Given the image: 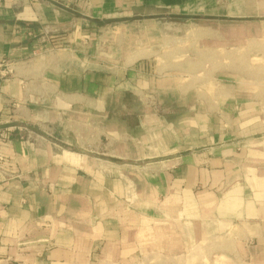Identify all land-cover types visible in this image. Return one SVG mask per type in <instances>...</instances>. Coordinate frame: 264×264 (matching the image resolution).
<instances>
[{
    "label": "crops",
    "instance_id": "obj_1",
    "mask_svg": "<svg viewBox=\"0 0 264 264\" xmlns=\"http://www.w3.org/2000/svg\"><path fill=\"white\" fill-rule=\"evenodd\" d=\"M206 256L264 264V0H0V264Z\"/></svg>",
    "mask_w": 264,
    "mask_h": 264
},
{
    "label": "rangeland",
    "instance_id": "obj_2",
    "mask_svg": "<svg viewBox=\"0 0 264 264\" xmlns=\"http://www.w3.org/2000/svg\"><path fill=\"white\" fill-rule=\"evenodd\" d=\"M225 258L220 257H212V256H206L203 258L198 257H190L188 264H226ZM165 262H162L157 257H147L145 258L141 264H164Z\"/></svg>",
    "mask_w": 264,
    "mask_h": 264
},
{
    "label": "built area",
    "instance_id": "obj_3",
    "mask_svg": "<svg viewBox=\"0 0 264 264\" xmlns=\"http://www.w3.org/2000/svg\"><path fill=\"white\" fill-rule=\"evenodd\" d=\"M6 71H7V73H11L12 72V69L7 67V70Z\"/></svg>",
    "mask_w": 264,
    "mask_h": 264
}]
</instances>
